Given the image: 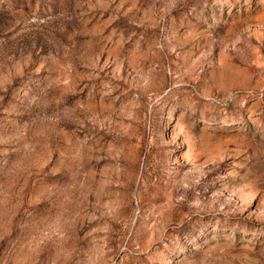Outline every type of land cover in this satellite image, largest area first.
Masks as SVG:
<instances>
[{"label": "rangeland", "instance_id": "obj_1", "mask_svg": "<svg viewBox=\"0 0 264 264\" xmlns=\"http://www.w3.org/2000/svg\"><path fill=\"white\" fill-rule=\"evenodd\" d=\"M0 264H264V0H0Z\"/></svg>", "mask_w": 264, "mask_h": 264}]
</instances>
